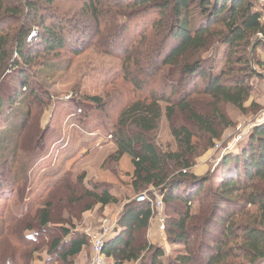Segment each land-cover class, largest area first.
<instances>
[{"label": "trees", "instance_id": "trees-1", "mask_svg": "<svg viewBox=\"0 0 264 264\" xmlns=\"http://www.w3.org/2000/svg\"><path fill=\"white\" fill-rule=\"evenodd\" d=\"M55 1L14 0L12 3L11 0H0V69L8 67L10 56L15 54L12 67L22 74L21 93L15 95L16 98L21 96L17 102L19 106L13 107L14 103H11L13 111L5 115L0 98V114L4 115L6 124L5 129L0 130V168L16 169L11 182L5 181L11 187L19 183L25 185L28 180L27 166L22 167L24 170L20 169L19 154L23 147L18 142V136L31 116L29 100L39 101V94L27 77V68L33 64L34 57L42 53L51 54L73 47L72 37L79 33L69 22H63V17L54 9ZM112 1L114 4L108 3L107 8H112L119 16L125 10L135 14L154 10L158 14V20L152 25V36L144 31L139 41H134L133 46L124 50L123 79L139 93V99L123 113V120H131L141 134L132 137L122 131L116 136L115 145L120 158L125 155L132 158L133 179L138 192L143 187L160 189L164 203L179 202L186 207L184 213L178 212V218L168 224L167 234L171 243L183 245L190 257L180 256L173 263L193 262L191 256L194 252L190 242L193 234L198 232L197 264H237L234 263L236 260L242 261V264H264V124L257 126L246 142L241 143V153L236 155L234 152L223 158L218 168L220 181L204 194L199 212L193 214V202L213 179H199L191 175L192 160L196 154L195 134L188 127H176L173 123L179 111L188 122L215 140L220 138L221 128L227 126L220 106L226 103L245 110L244 106L253 93L249 82L254 78H264V61L258 62L261 72H257L247 53L248 49H253L254 53L264 47V41L258 39L259 35L264 36L263 13L259 3L256 0ZM103 3L102 0H88L84 9L100 22L101 17L107 14L100 9ZM7 20L19 25L13 39L14 47L9 46L11 37L1 33L8 24ZM37 23L41 33H34L32 37ZM127 29L125 23L124 33ZM220 47L225 48L223 54L226 56L222 67H218L217 63L221 55ZM214 49L211 60L201 57L194 60L195 56H203ZM55 66L46 65L44 74L57 73ZM165 69L171 74L163 81L164 93L158 95L154 89L148 92ZM199 98L209 102V106L199 107ZM91 101L94 106L103 109L102 99L92 98ZM162 102L166 104L167 119L178 144L179 151L176 153L159 152L145 136L157 130L163 113ZM3 177L1 171L0 196L6 197ZM84 192L87 198L103 207L118 203L107 190L99 193L98 189H85ZM242 205L256 209L253 225H237L228 210V215L218 221L225 211L223 206L232 208ZM51 207L47 203L36 210L34 219L39 230L37 225L29 223L31 219L26 221L30 208L20 209L15 229L24 228L27 234L23 238L30 244L41 239L42 235H48ZM152 218L149 203L133 202L126 206L119 221L120 235L103 247V256L110 260L108 264H162L165 254L161 249L148 245L145 250L149 256L142 257V251L135 247L136 233L146 230ZM213 228L222 233L220 240L210 245ZM61 234L62 237L55 238L50 244L47 263L70 264L69 260L79 256L88 246L86 237L69 239L70 231L67 229H62ZM4 235L2 232V239ZM26 259L32 260V252L9 255L3 258V262L21 264Z\"/></svg>", "mask_w": 264, "mask_h": 264}, {"label": "rangeland", "instance_id": "rangeland-1", "mask_svg": "<svg viewBox=\"0 0 264 264\" xmlns=\"http://www.w3.org/2000/svg\"><path fill=\"white\" fill-rule=\"evenodd\" d=\"M13 1L11 0L12 3ZM87 1H55L54 9L56 8L60 17H63V22H69L79 33L72 37L73 47L51 54L42 53L34 57L33 64L27 68V77L39 94V101L29 100L31 116L18 136V142L23 147L19 154V165L23 170L22 167L27 166V183L11 187L5 181L11 182L16 169L0 168V173L2 171L4 174V193H7L6 197L0 196V264H4V257L25 252H32V260L26 259L20 262L21 264H62L46 262L49 259L47 252L50 244L55 238L62 237V229L70 231L69 239L77 236L86 237L88 240V246L79 256L70 259V264H93L96 257L95 238L102 237L105 245L120 235L119 221L127 205L139 203L138 197L142 194L149 199L156 196L162 198L161 190L153 187H143L140 192L137 191L133 179L132 158L128 155L120 158L115 145V138L122 131L132 137L141 134L131 120H123V113L139 99V93L123 79L124 50L133 46L134 41H139L144 31L148 32L149 37L152 36V25L158 20V14L154 10L137 14L125 10L121 12L122 16H119L112 8H107L108 3L114 4L112 0H102L105 4L103 3L100 9L107 14L98 22L84 9ZM8 21L1 33L11 37L9 46L14 47L13 39L19 25L14 24L13 20ZM125 23L128 27L126 33L123 30ZM36 25L32 37L35 36L34 33H41L40 24ZM218 49L221 55L217 63L218 67H222L226 57L223 54L225 48ZM77 52L80 54L77 55ZM247 53L253 69L261 72L258 62L264 61V47L254 53L253 49H248ZM214 54L215 49L203 56H195L194 60L200 57L211 60ZM15 59L16 55H11L9 66L0 69V98L5 115L13 111L10 108L11 103H14L13 107H18L17 102L21 99V96H15L16 93H21L22 87V74L12 67ZM49 64L56 65L57 73L53 71L49 75L44 74L43 68ZM170 74L168 69L162 70L157 83L152 85L148 92L154 89L158 95L163 94V81ZM249 83L253 86V93L246 102L244 111L226 103L220 106L227 126L221 128L219 139L213 140L208 134L201 132L179 111L174 117V126H186L196 137V154L192 160L191 175L199 179H213L204 187L202 195L193 202V214L199 212L204 202V194L220 181L218 168L223 158L234 152L236 155L241 153V143L246 142L257 126L264 124V78H254ZM148 92L144 94L147 95ZM92 98L102 99L103 109L94 106ZM197 103L201 108L209 106V102L203 98H199ZM160 105L163 113L158 128L145 136L159 152L176 153L179 151L178 144L167 119L166 104L162 102ZM3 116L0 114V130L6 127ZM36 144L38 146H35ZM85 189H98L99 193L107 190L118 203L103 207L87 198ZM47 203L52 205L48 235L44 234L41 239L33 240L30 244L23 238L27 234L25 229H15V223L19 219L18 213L22 207L30 206L26 221L31 219L29 223L36 226V210ZM163 204L164 209L155 214L148 228L136 233L135 247L142 251V257L149 256V252L145 250L148 245L161 249L165 254L161 263L172 264L180 256L190 257L185 247L171 243L167 234L168 224L178 218V212L184 213L186 207L179 202ZM223 207L225 211L218 217V221L228 215V210L237 225L246 227L255 223V208L243 205ZM4 214L6 217L3 218ZM37 229L39 230L38 225ZM2 232L5 233L3 239ZM221 233L213 228L210 245L220 240ZM199 237L200 234L195 232L190 242L194 252L191 264L198 263L196 254ZM104 262L108 264L110 260L104 257ZM234 263L243 262L236 260Z\"/></svg>", "mask_w": 264, "mask_h": 264}, {"label": "built area", "instance_id": "built-area-1", "mask_svg": "<svg viewBox=\"0 0 264 264\" xmlns=\"http://www.w3.org/2000/svg\"><path fill=\"white\" fill-rule=\"evenodd\" d=\"M256 1L260 5V9L263 13V20H264V0H256ZM259 37H260V40L264 41V36L259 35ZM262 123H264V120L262 121ZM138 202L139 203H149L151 206L153 217H155L156 213H160L164 209L163 199L159 196H156L153 199H149L147 198L146 195L142 194L138 197ZM94 247L96 251V257L93 261V264H105L104 256L102 254L103 247H104L102 237L95 238Z\"/></svg>", "mask_w": 264, "mask_h": 264}]
</instances>
